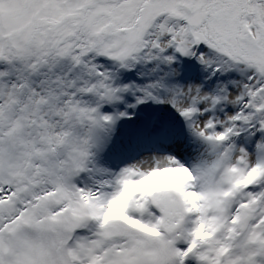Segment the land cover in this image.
Masks as SVG:
<instances>
[{"label":"snow or ice","instance_id":"6c2138e0","mask_svg":"<svg viewBox=\"0 0 264 264\" xmlns=\"http://www.w3.org/2000/svg\"><path fill=\"white\" fill-rule=\"evenodd\" d=\"M0 264H264V0H0Z\"/></svg>","mask_w":264,"mask_h":264}]
</instances>
